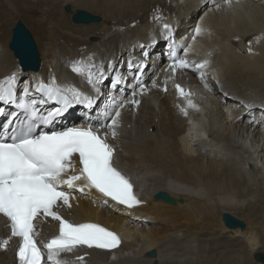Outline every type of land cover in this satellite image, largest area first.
Returning a JSON list of instances; mask_svg holds the SVG:
<instances>
[{
	"label": "bare ground",
	"instance_id": "1",
	"mask_svg": "<svg viewBox=\"0 0 264 264\" xmlns=\"http://www.w3.org/2000/svg\"><path fill=\"white\" fill-rule=\"evenodd\" d=\"M16 1L0 0L6 7L0 17V79L18 71L22 88L55 76L96 97L91 112L80 105L69 109L62 127L88 117L97 126L106 121L105 111L125 104L110 141L116 165L136 180L144 205L129 209L94 189L74 192L72 207L59 209L67 218L102 222L123 236L114 253L80 248L79 254L89 255L84 264H264V0H239L232 7L223 0ZM23 12L27 18L36 14L28 26L37 34V70L22 69L9 45ZM84 14L97 19H74ZM197 26L205 32L193 40ZM185 44L189 60L210 61L204 69L209 87L192 68L171 71V54L183 58ZM90 56L109 74L99 96L71 70ZM141 63L143 94L138 83L129 87ZM118 74L124 82L113 90ZM189 82L203 87L206 99L185 115L186 101L175 86ZM136 98L137 112L129 103ZM0 106L6 107L2 125L11 108ZM160 192L171 199L156 197ZM228 214L242 224H230ZM58 225L44 220L38 239L57 235ZM18 245L0 214V264H19ZM150 249L157 257H150ZM64 258L79 264L73 253Z\"/></svg>",
	"mask_w": 264,
	"mask_h": 264
},
{
	"label": "snow or ice",
	"instance_id": "2",
	"mask_svg": "<svg viewBox=\"0 0 264 264\" xmlns=\"http://www.w3.org/2000/svg\"><path fill=\"white\" fill-rule=\"evenodd\" d=\"M233 3H239V0H223L228 7H232ZM216 7L219 8L220 4ZM163 27L170 29L167 24ZM204 32V28L197 26L192 39ZM248 50L252 52L251 41ZM187 55L188 48H185L183 58L173 52L171 71L192 68L199 72L204 86L209 87L204 69L210 65V61L206 59L197 63L189 60ZM142 67V63L138 64L137 71ZM71 70L83 77L97 96L101 95V85L109 79L103 65L97 64L90 56L74 63ZM123 82V77L118 74L112 81V87L116 88ZM21 83L18 71L0 79V105L16 110L8 112L9 119L0 125V214L9 220L11 236L19 238V264H69L64 258L65 254L74 253L80 248L117 249L121 238L115 232L98 223L72 222L61 215L59 209H70L73 193H84L86 189H94L129 208L141 203L134 195L130 178L116 166V149L109 141V136L112 139L117 136L116 129L121 117L119 109L125 106L124 102L118 108L103 113L110 123L97 126L89 123L55 130L50 126L69 109L77 105L91 109L96 97L73 84L58 83L55 76L48 82L37 80L34 85L24 84L22 88L19 87ZM137 87L143 94L145 85L139 84ZM175 87L186 101L183 109L185 115L189 108H198L191 99V91L179 84ZM164 90L167 91V88ZM129 103L138 105L139 101L132 99ZM49 104L52 107L46 110L45 106ZM5 112L6 107L0 106V115ZM107 202V199L104 200L105 204ZM48 217L59 222V231L41 245L38 243L40 224ZM8 243L9 239L3 240L5 248ZM76 260L84 264L85 257L78 256Z\"/></svg>",
	"mask_w": 264,
	"mask_h": 264
},
{
	"label": "water",
	"instance_id": "3",
	"mask_svg": "<svg viewBox=\"0 0 264 264\" xmlns=\"http://www.w3.org/2000/svg\"><path fill=\"white\" fill-rule=\"evenodd\" d=\"M74 19L76 21L82 20L85 22H90L97 19V17L84 14L82 17L76 16ZM9 45L25 69L37 70L39 68L40 56L37 50V43L29 29L21 20H18L16 26L13 29V35ZM159 196L166 200L171 199L170 195L164 192H160ZM227 216V221L230 224H242L240 220L236 219L233 215L228 214ZM150 254L155 256L156 251L152 250ZM261 260L264 262V255H261Z\"/></svg>",
	"mask_w": 264,
	"mask_h": 264
},
{
	"label": "rangeland",
	"instance_id": "4",
	"mask_svg": "<svg viewBox=\"0 0 264 264\" xmlns=\"http://www.w3.org/2000/svg\"><path fill=\"white\" fill-rule=\"evenodd\" d=\"M20 0H18V1H16V2H19ZM27 8H28V6H27ZM5 9H6V7H5V5H1L0 4V17H2L3 16V12L5 11ZM2 11V12H1ZM34 11V10H33ZM35 13L33 12L32 14H30V17L29 18H27L28 16L25 14V12H23V13H21L20 14V16H19V18L17 19V21L18 20H21V21H23V23L26 25V27L29 29V31L32 33V35H33V37H34V39H35V41H36V43H37V39H36V37H35V34H36V31L35 30H33V29H31V28H29V26L28 25H33L29 20L31 19H34L35 18ZM76 23V22H75ZM81 24V23H80ZM16 26V25H15ZM37 35V34H36ZM39 45H38V43H37V47H38ZM39 49V48H38ZM163 51V53H162V55H164V50H162ZM22 68V67H21ZM23 69V68H22ZM92 96V95H91ZM233 229V228H232Z\"/></svg>",
	"mask_w": 264,
	"mask_h": 264
}]
</instances>
